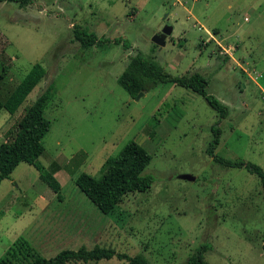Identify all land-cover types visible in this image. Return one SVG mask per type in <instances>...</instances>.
Instances as JSON below:
<instances>
[{"label":"rangeland","instance_id":"obj_1","mask_svg":"<svg viewBox=\"0 0 264 264\" xmlns=\"http://www.w3.org/2000/svg\"><path fill=\"white\" fill-rule=\"evenodd\" d=\"M165 24L171 33L158 47L151 38ZM75 27L107 42L82 49ZM136 53L171 76H202L226 117L169 83L130 99L116 79ZM34 65L44 71L40 81L13 113L0 109V144L12 139L18 119L50 83L38 161L60 185V199L30 166L18 164L0 182V258L23 241L43 258L96 245L141 255L147 264H185L207 239V264H264V189L254 175L223 168L205 153L217 127L216 156L264 170V0L0 2V95ZM151 116L158 124L149 136ZM128 141L150 156L142 172L152 179L150 189L101 215L74 179L97 177Z\"/></svg>","mask_w":264,"mask_h":264},{"label":"trees","instance_id":"obj_2","mask_svg":"<svg viewBox=\"0 0 264 264\" xmlns=\"http://www.w3.org/2000/svg\"><path fill=\"white\" fill-rule=\"evenodd\" d=\"M0 2L16 3L20 7L31 4V0H0ZM72 34L74 41L82 49L107 42L97 39L94 34L87 33L79 27H75ZM112 43L120 44L123 50L130 48L129 44L121 40H114ZM0 70L1 78L5 68L1 66ZM43 73L44 71L39 65H34L17 85L0 95V109H4L9 114L13 113L40 81ZM116 83L131 98H134L137 93L147 92L156 84L169 83L202 97L207 105L216 112L218 119H223L227 115V108L206 93V81L202 76L197 73L180 77L171 76L161 67L143 59L138 53L128 57L124 69L116 79ZM49 84L18 119L12 139L0 144V182L8 180L14 168L18 164L24 163L30 166L37 173L38 179L57 199H60V185L38 161L43 151L41 139L49 129V121L43 116V110L50 98L51 85ZM157 124V118L151 116L147 122V127L150 128L149 136ZM211 132L212 138L207 144L205 153L212 162L223 168L244 169L249 174L254 175L261 188L264 189V170L252 163L231 162L216 156L213 150L218 144L220 131L219 128L212 127ZM149 161L150 156L140 145L128 141L114 156L106 158L97 177L79 173L73 183L101 215L110 216L124 196L133 193H145L150 189L151 177L142 175ZM206 237L208 236L206 235ZM211 251V244L208 243L207 239H204L191 251L185 264H207L204 255ZM113 258L123 261L125 264H147L141 255L130 257L126 254L117 253L110 248L96 245L91 249H86L84 246H80L76 250L65 249L50 258H43L34 254L23 241L15 242L0 258V264H68L77 262L85 264L107 261Z\"/></svg>","mask_w":264,"mask_h":264},{"label":"water","instance_id":"obj_3","mask_svg":"<svg viewBox=\"0 0 264 264\" xmlns=\"http://www.w3.org/2000/svg\"><path fill=\"white\" fill-rule=\"evenodd\" d=\"M171 33V26L169 24H165L160 32L158 34H155L151 38V42L155 44L158 47H162L164 45V40L167 36H169ZM143 92L137 93L135 98H138L139 96H142ZM131 99V97H130ZM179 179L185 180V181H193V178L189 175H181L179 176Z\"/></svg>","mask_w":264,"mask_h":264}]
</instances>
